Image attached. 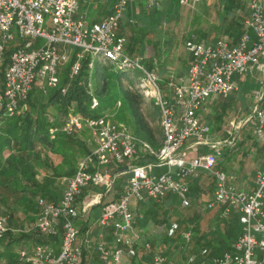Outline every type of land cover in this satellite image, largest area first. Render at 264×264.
I'll list each match as a JSON object with an SVG mask.
<instances>
[{"label":"built area","instance_id":"1","mask_svg":"<svg viewBox=\"0 0 264 264\" xmlns=\"http://www.w3.org/2000/svg\"><path fill=\"white\" fill-rule=\"evenodd\" d=\"M131 1L115 0L108 16L98 23L87 24L76 15L80 0H0V107L6 114H19L21 104L33 87L43 92L57 88L61 81L60 70L65 66L69 65L70 78L77 75L82 60L89 56V69L96 58L120 70L140 72L139 81L133 86L146 98H152L162 135L161 146L154 152L125 126L106 116L68 114L60 128L50 131L52 137L58 131L69 135L86 128L93 148L79 161L75 173L64 180L57 203L41 197L37 199L39 213L34 227L41 234H59V247L37 244L30 250L20 249L17 251L19 260L23 264H85L82 247L76 243L80 234L78 222H86L101 202L102 194L91 190L102 188L107 194L115 178L112 168L125 165L129 177L124 193L117 202L103 206L95 221L99 233L94 247L99 264H123L124 257H136L141 234L133 227L132 201L160 200L171 194L181 207H189L187 179L200 172L214 179L213 199L206 208L222 206V217L236 210L241 233L232 252H225L207 263L205 260L196 263V256L190 255L181 264H264V161L262 168L256 171L254 190L236 189L228 182L229 176L216 168L221 142L207 139L211 128L199 116L209 98H227L235 90L234 76L245 75L252 67L264 72V0H248L250 16L245 25L252 35L244 34L236 45H230L225 39L204 43L191 36L185 42V49L192 57L187 74L177 83L172 77L169 79L167 95L163 93L156 72L147 70L123 52L124 38L117 30ZM157 1L148 0L150 3ZM199 1L178 0V4L193 6ZM38 39L43 41L39 46L35 44ZM16 40L20 43L3 67L5 49ZM255 100L256 105L246 122L253 121V132L264 143V82ZM90 108H98L96 99H92ZM188 141H192L190 147L198 152L193 157L187 155L185 144ZM201 147L206 149L199 153ZM139 149L154 160L132 163ZM161 168L166 170L155 172ZM87 197L91 198L83 200ZM108 228L112 230V246L103 239L104 230ZM177 230L178 223H170L167 236L172 237ZM6 231V218L0 216V238ZM190 237L189 232L182 234L184 242H189ZM143 247L151 249L148 242ZM200 253L204 256L207 250L202 249ZM151 262L169 264L163 250H156Z\"/></svg>","mask_w":264,"mask_h":264},{"label":"trees","instance_id":"2","mask_svg":"<svg viewBox=\"0 0 264 264\" xmlns=\"http://www.w3.org/2000/svg\"><path fill=\"white\" fill-rule=\"evenodd\" d=\"M201 8L204 14L209 11L214 13V23L204 31H191L188 37L190 34L196 37L195 40L226 37L232 40V44H236L244 34L252 35L251 30L245 25V21L250 16L246 0H210L208 5L204 0ZM117 33L119 36H126L123 45L124 54L132 60H137L140 46L146 36L144 30L140 28L130 30L128 27V30L122 28L117 30ZM19 43L20 41L16 40L6 47L3 67L7 66L11 52ZM156 51L154 44L150 56L139 62L149 71L153 68ZM90 61L89 56L85 57L78 74L72 78L68 76L69 65L60 70L61 81L57 88L43 92L33 87L21 104L24 109L19 114L9 116L0 107V216L6 218L7 228L0 238V263L3 260L5 264H23L17 254L20 249L30 250L37 244H49L54 247L60 245L59 234L55 236L41 234L35 229L34 224L39 213L37 199L41 197L49 202L57 203L63 189L57 190L54 187L55 181L61 177H70L76 171L77 164L75 163L74 166V160L68 157L74 143H77L83 157L90 152L87 144L77 138L80 133L88 131L86 128L69 135L58 131L54 134L55 140H49L50 131L62 126L71 109L81 116L95 117L99 110H114L116 103L120 102L119 112L124 122L130 127L129 132L147 144L154 152L161 146V131L153 130L140 111V105L145 96L141 92L134 94L121 84V79H125L128 84H135L138 71L120 70L113 65L112 70L109 71L96 58L93 59L92 68L89 69ZM90 81L91 92L88 88ZM160 86L164 95H167V87L163 84ZM93 97L98 102L97 109L90 108ZM213 102L216 105L215 110L218 109L221 112H214L208 120L215 122L213 125L217 131L223 125V116L230 106L225 100L218 99ZM49 107L54 110L53 113L48 114ZM153 107L157 111L154 103ZM229 138L230 135L227 132H222L219 139L227 141ZM262 148L264 149V143ZM52 153L61 156L62 160L59 164L53 165L49 156ZM150 157L154 160L151 155ZM40 170L44 173L41 182L37 180ZM117 171L118 169H114V174ZM200 179H204V184L208 182L212 189L213 179L210 176ZM124 186L123 177L117 176L106 196L94 208L99 212L103 206L117 202L124 193ZM190 190L197 196L195 187ZM164 198L171 200V206L166 208L163 203L150 198H145L141 202L135 201V206L132 205L133 201L130 204L133 227L138 232L141 231L138 228L143 229L141 239L144 237L143 242L151 244L149 256L152 252L161 250L156 249L155 237L152 239L146 233V228L150 224L157 226V230H160L163 244L167 248L174 241L187 244L188 242L182 239V233L189 232L192 245L190 253L196 256V263L203 260L209 261L225 252L233 251L234 242L241 233L239 213L236 210H232L227 218L215 215V226L211 228V225L207 224L204 229L202 228L203 215L197 200L189 207L183 208L173 196L167 195ZM222 209L221 206L220 210ZM171 219L178 223V230L172 237H168L167 228ZM78 226L80 232L85 231V224L78 222ZM107 231L112 232L111 228ZM202 249L207 250L204 256L200 253Z\"/></svg>","mask_w":264,"mask_h":264},{"label":"crops","instance_id":"3","mask_svg":"<svg viewBox=\"0 0 264 264\" xmlns=\"http://www.w3.org/2000/svg\"><path fill=\"white\" fill-rule=\"evenodd\" d=\"M114 1L115 0H80L79 10L76 15L81 16L82 19L87 24L98 23L111 13ZM202 1L204 0L195 3L193 6L199 5L200 3H202ZM193 6H189V7H193ZM179 7H186V6L179 5L178 0H158L156 3H150L148 2V0H133L128 3L125 11L123 12L118 27V30L122 28H127L128 30V27L130 30H132L133 28H137V29L140 28L144 30V32L146 33L144 41L142 42L139 49V56L137 57L138 62H140L144 58L149 57V56L147 57L148 53L149 54L151 53L147 50L149 45L151 46H153L154 44L156 45L157 53H156V58L153 61V68L151 71L157 73V75L160 78V84H163L165 87H167V90L170 89L168 87V82L171 77L174 79V82L177 83V80L179 78H184L186 76L192 60L191 54L186 51L185 43L183 41L182 52L180 56L177 57L178 59L173 66L162 65V63L160 62V56H161L160 48L163 38L160 30L162 27L164 26L166 27V24H164L166 20L165 16L167 14L172 15V20H173L174 16L176 15L175 14L176 10L179 9ZM160 15L162 16L163 19L161 20V23L158 24V19H159L158 16ZM167 29L170 30L169 25ZM123 32L124 31H122V33ZM169 33L172 32L170 31ZM188 35L184 40L187 41L191 36H193L192 34H190V36L188 37ZM121 37L125 39L126 36L121 35ZM194 38L196 39L195 36ZM217 39H225L232 46L238 43L237 41L236 44H232V40L226 37L201 39V40L197 39V41L209 43ZM252 82H258L259 88H260V84L264 82V72L257 67H252L251 70L245 75L234 76L233 83L235 85V90H233V92L227 98H222L219 96H213L209 98L205 102L201 110L199 111V116L201 118V121L209 124V126H214V125L208 119L203 120L201 114L206 104L210 105V109L212 110L216 109V105H214L213 102L214 100H218V99L225 100V102L229 104V106L232 109L236 108L238 109V111L240 112L242 111V113L245 114L242 124L236 127L237 131L235 132V136L232 138V142H227L229 139L227 141H220V139L218 138L217 139L216 138L214 139L212 137L208 138L210 137L211 132L207 136V139L210 142H221L220 147L221 148L224 147L221 151L220 149L218 150L219 155L217 157L216 168L224 171L227 174V176H229L230 179L228 182L232 186H234L238 190H243L245 192H251L254 190V177L256 171L262 168V163L264 161V149L262 148L263 142L260 139H258L253 132V121L246 122V120L250 117L253 108L256 105L255 96L259 91V90H250L248 88V86ZM229 98L230 100L228 101L227 99ZM234 122L235 120L230 121L229 125L233 127ZM244 126L245 128L241 129ZM227 133L230 135V132ZM191 142L192 141H188L185 144L188 157H193L196 154H198V152H196L194 149L190 147L192 144ZM238 148H243V149L239 151ZM203 149L205 150L206 148L205 147L201 148L199 152L201 153ZM117 172L115 174H112L113 176H115V178L117 176H121V177H125L127 180L128 178L127 170L126 172H122V171H117ZM206 176H210L213 179V177L210 174L205 172H200L187 179V184L189 187V198L191 204H194L195 200H197V203H199L201 197L204 198L205 196L203 195L205 193L206 194L208 193L207 191L208 189L204 187L205 185L203 182L204 179H200L201 177H206ZM126 186H127V182L124 186V189L126 188ZM192 187L193 188L195 187V190L197 191V196L190 190V188ZM212 189H213L212 192L210 191L211 195L208 197L209 199L211 198L209 201H212L213 199L214 179H213ZM91 191L92 193L102 194V198L106 196L102 188H94ZM173 197L176 198L175 196ZM154 201L163 203V205L166 208L171 206L172 203L169 198L166 199L162 198L160 200H154ZM206 205L204 207H206ZM220 207L221 206H216L214 217L215 215H219L220 218H227L229 215L226 217L221 216L222 210H220ZM94 212H96L95 217L93 219H88V221L84 222L86 229L83 233L80 232L76 240V243L82 247L83 259L85 264H99V258L94 247L95 242L97 240V235L99 233V228L96 226V222H95L99 212L95 208H94ZM103 239L109 246L113 245L112 233L108 232L107 229L104 230ZM143 241H145L144 237H142L141 239V244L138 246V251L141 248H144ZM141 255L142 256H140V252H138V255L135 259L124 257L123 264H152L147 250L145 251L143 250V253H141ZM258 257H261L259 253H258Z\"/></svg>","mask_w":264,"mask_h":264},{"label":"rangeland","instance_id":"4","mask_svg":"<svg viewBox=\"0 0 264 264\" xmlns=\"http://www.w3.org/2000/svg\"><path fill=\"white\" fill-rule=\"evenodd\" d=\"M210 0H205V4H209ZM248 2V0H246V3ZM202 3H200L199 5L193 6V7H179V9L176 10V15L174 16V19L172 20V15H166L165 18V22L164 24H166V27L168 28V25L170 26V30L167 29L165 26L161 28L160 32L162 33V44H161V48H160V62L162 63V65H169V66H173L175 64V62L177 61V57L180 56L182 49H183V41L186 38V36L193 30H201L204 31L206 30L209 26L213 25L214 23V13L212 11H209L207 14H204L202 11ZM158 24L161 23V20L163 19L162 16H158ZM157 17V18H158ZM172 33H169V32ZM171 34V35H170ZM43 43L42 40L38 39L36 40L35 44L37 46L41 45ZM151 45L148 46V51L151 52ZM150 56V54L148 53L147 57ZM105 68H107V70H112V65H110L108 62L105 63H101ZM137 78L135 82L139 81V77H140V72H137ZM121 84L123 87H125L127 90H129L130 92L134 93V94H140L138 90H136L135 86H131V84H128V82L125 79H121ZM131 86V88H130ZM89 91L91 92L92 90H90V88L92 89L91 86V81L88 85ZM248 88L250 90H259V86H258V82H252ZM92 99H95L94 97ZM228 101L230 100L227 99ZM152 98H143V101L140 105V111L143 114V116L145 117L146 121L148 122L149 126L155 130L158 131L160 130L159 127V114L158 112L154 109L153 107V103H152ZM119 103V105H118ZM121 108V104L120 102H117L115 105V109L114 110H105V111H98L97 115L95 117H103L106 116L110 121L114 122V123H119L122 124L123 126H125V128L129 131L130 127L127 125V123L124 122L123 118L120 115V110ZM24 109V106L22 105L20 108V112H22V110ZM215 109V108H214ZM48 114L49 113H53L54 110L49 107L47 109ZM71 112H73V110L71 109L69 111L68 114H70ZM215 113H220V110H212L210 109V105L206 104L204 106V109L202 111V118L203 120H207L209 117H212L213 114ZM244 116L245 114L242 113V111H238V109L236 108H228L227 111L225 112V115L223 116V125L220 126L219 130H215L214 126H210L211 128V135L208 138H220L222 136V132H230V138L227 142H232V138L235 136V132L237 131L236 127L240 126V124H242V121L244 120ZM211 119V118H210ZM235 120L234 122V126L231 127L229 125L230 121ZM213 122V120H210ZM228 122V123H226ZM215 122H213L214 124ZM245 128L242 127L241 129ZM77 138L83 140L89 150H91L93 148V140L92 137L90 135V133L88 131H84L82 133H80ZM49 140H55L54 137H52V134H49ZM76 141V139H75ZM226 144V143H225ZM224 147H220L218 148V150L220 149V151L223 149ZM239 151H241V149L243 148H238ZM50 158L53 161V165H57L61 162L62 158L61 156H59L58 154H50L49 155ZM69 159H73L74 160V166L75 163L78 166L79 161L82 159L83 155L80 151V148L78 147L77 143H74V145L72 146V152H70L68 154ZM70 161V160H69ZM152 161L150 155L145 152L143 149H139L137 157L133 160L132 163H145V162H150ZM124 167H126L125 165H121V166H117L115 168H112L111 170V174H114V169H118V171H121ZM67 169V168H66ZM65 170V168H64ZM128 170V169H127ZM166 170V168H162V169H156L155 172L156 173H163ZM128 172V171H127ZM118 173V172H117ZM44 173L40 170L38 171L37 174V180L38 181H42ZM129 177V174H128ZM67 177H61L58 178L55 183H54V187L57 188V190H62L64 187V180ZM124 179V183L126 184V182L128 181V178L126 180L125 177H123ZM204 187L206 189H208V193L204 194L203 196H205L204 198L201 197L200 202L198 203L199 208L202 211V215H203V220H202V228L206 229V225L209 224L211 225V228H213L215 226L216 221L214 220V212H215V208L212 209H207L206 207H204L206 205V203L211 199H209L208 197L211 195L210 191L212 192L213 189H211V187H209L208 182H205ZM62 194V193H61ZM91 197H87L84 198L83 200L87 201L89 200ZM210 202V201H209ZM135 204V201H133L132 205ZM191 205V204H190ZM94 210L92 211L91 214V218L89 217L88 219H93L96 215V212H94ZM86 215H84L83 220H85ZM87 219V221H88ZM37 220V219H36ZM36 222V221H35ZM170 223L174 222L172 219L169 221ZM82 224H84V222H81ZM138 230L141 232H144L143 229L138 228ZM83 233V231L81 232ZM146 233L150 238H154L155 236V245H156V249H161L163 250L165 256L167 257V261L169 264H181L185 258H187L190 255H194L193 253H190L191 250V244L190 241L186 244V243H182L181 241H174L168 248L165 247V245L163 244V240L161 238V232L158 233L157 230V226H154L152 224H150L147 228H146ZM158 233V234H157ZM183 234V233H182ZM148 237V238H149ZM147 238V237H146ZM147 240V239H146ZM151 246V244H150ZM143 250L145 251V249L141 248L139 250L140 252V256L141 253H143ZM151 250V249H150ZM147 250V251H150ZM155 252V251H154ZM152 252L150 254V259H151V255L154 253ZM168 256H167V255ZM149 255V254H148ZM185 256V258H183ZM2 264H5V261H1ZM0 263V264H1Z\"/></svg>","mask_w":264,"mask_h":264},{"label":"water","instance_id":"5","mask_svg":"<svg viewBox=\"0 0 264 264\" xmlns=\"http://www.w3.org/2000/svg\"><path fill=\"white\" fill-rule=\"evenodd\" d=\"M126 170H127V167H124L121 171L126 172Z\"/></svg>","mask_w":264,"mask_h":264}]
</instances>
